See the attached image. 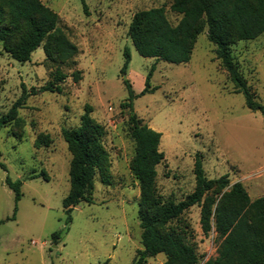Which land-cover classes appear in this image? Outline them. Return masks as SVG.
Listing matches in <instances>:
<instances>
[{
	"label": "rangeland",
	"instance_id": "374dc122",
	"mask_svg": "<svg viewBox=\"0 0 264 264\" xmlns=\"http://www.w3.org/2000/svg\"><path fill=\"white\" fill-rule=\"evenodd\" d=\"M41 1L57 12L77 53L72 63L51 62L39 45L28 61L19 62L0 43V116L23 91L54 84L58 72L66 74L57 81L60 91L28 94L18 120L0 126V264H132L138 259L139 188L130 171L134 141L129 110L121 106L127 96L120 75L124 48L130 53L125 76L135 92L155 62L154 89L134 98L133 110L161 133L164 158L155 166L154 182L161 199L179 201L193 190L196 153L206 177L227 174L230 183H242L250 199L264 195V115L234 90L206 27L197 34L190 59L175 64L140 55L127 35L133 13L141 9L163 6L176 24L181 14L170 9L173 0ZM230 52L254 99L264 105V31L232 43ZM74 69L81 71L77 80ZM85 105L105 130L109 180L103 183L96 172L91 201H80L68 214L62 199L70 189L72 154L61 131L79 124ZM39 133L48 135L47 144H35ZM6 177L20 181L18 199ZM200 208L194 204L167 224L193 246L197 264L214 258L221 240L213 224L203 233ZM164 259L157 253L145 264Z\"/></svg>",
	"mask_w": 264,
	"mask_h": 264
},
{
	"label": "trees",
	"instance_id": "16d2710c",
	"mask_svg": "<svg viewBox=\"0 0 264 264\" xmlns=\"http://www.w3.org/2000/svg\"><path fill=\"white\" fill-rule=\"evenodd\" d=\"M170 9L181 14L176 24L168 21L163 6L133 13L127 35L136 51L156 60L186 63L197 34L206 27L207 38L215 45V57L233 83L234 90L243 94L247 107L264 115V105L254 99L230 52L232 43L252 39L264 31V0H173ZM59 21L57 12L41 0H0L2 48L11 58L25 62L41 45L46 60L72 63L77 47L69 40ZM123 55L120 75L127 96L121 106L129 110V134L134 141L130 171L139 188L137 218L141 229V248L137 249L138 259L132 264H145L148 257L157 253L165 255L159 264H197L193 246L180 232L167 225L194 204L201 207L203 233L207 234L213 224L217 237L221 239L217 255L202 264H264V195L250 199L242 183H230L227 174L206 177L199 153L194 157L195 184L190 193L179 201H163L156 192L155 166L164 158L163 151L159 149L161 133L142 122L133 110V99L154 89L150 87V78L155 62L145 75L144 87L135 92L125 76L130 61L127 48H124ZM80 73V69H74L72 77L77 80ZM65 77V73L58 72L54 84L46 82L37 89L33 87L29 92L23 91L0 116V126L10 120H18L17 110L24 104L25 96L44 90L60 91L57 81ZM90 111V106L85 105L79 124L61 131L72 154L68 171L70 189L62 199L68 214L80 201H91L96 172H99L103 183L107 184L109 180V162L102 144L105 130L89 115ZM48 141L47 134L39 133L35 144H47ZM0 165L3 166L1 162ZM5 180L14 190V198L18 199L20 181H11L8 177ZM55 234L52 233L53 236Z\"/></svg>",
	"mask_w": 264,
	"mask_h": 264
}]
</instances>
